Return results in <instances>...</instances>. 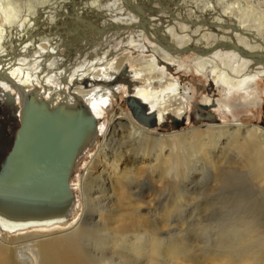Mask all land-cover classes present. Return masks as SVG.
I'll return each instance as SVG.
<instances>
[{
  "label": "bare ground",
  "instance_id": "1",
  "mask_svg": "<svg viewBox=\"0 0 264 264\" xmlns=\"http://www.w3.org/2000/svg\"><path fill=\"white\" fill-rule=\"evenodd\" d=\"M157 1L167 13L161 14L151 0H0V104L16 114L20 91L35 90L51 105L81 100L98 121L97 141L82 155L70 180L75 201L69 218L23 228L0 220V264H163L174 259L165 260L167 255L185 254L187 244L158 240V227L140 214L146 203L134 182L138 166L151 167V158L157 162L165 149L187 174L192 168L189 153L214 150L227 138L242 156V166L264 183L260 126L208 124L164 136L135 123L121 109L101 125L117 94L128 93L117 84L123 76L134 86L132 96L155 115L157 127L169 119L190 124L197 105L216 106L215 111L233 120L237 108L260 105L250 92L264 79V0ZM173 70L205 77L214 87L222 84L224 94L216 101L203 96L193 105L194 87L182 84ZM207 114L212 113L201 110L193 116ZM88 159L90 165L79 176V163ZM98 163L101 172L108 171L104 179L99 171L92 175V165ZM111 184L126 185L137 207L129 235L112 226L107 207ZM243 219L218 233V251H196L224 264H264L261 225L257 228L254 218ZM138 222L141 229H134Z\"/></svg>",
  "mask_w": 264,
  "mask_h": 264
},
{
  "label": "rangeland",
  "instance_id": "2",
  "mask_svg": "<svg viewBox=\"0 0 264 264\" xmlns=\"http://www.w3.org/2000/svg\"><path fill=\"white\" fill-rule=\"evenodd\" d=\"M151 1L153 6L155 5L156 8L160 7L159 9H162L161 14L167 13V11H163V7H161L157 0ZM154 1L157 2L155 3ZM196 1V4H198L199 1ZM142 2L144 3V1ZM188 2L193 3L195 0H188ZM143 3L142 6L147 8V5ZM164 4L168 5L166 2ZM261 9L264 10V8ZM185 61L191 63V59L187 58ZM171 72L182 78V84H189L194 87L196 99L193 105L199 104L203 96L216 101L224 94L222 84L214 87L209 79H205V77H201L200 75L192 74L191 76H185L182 72L178 73L176 70ZM117 84L122 86L123 90L126 89L128 93L117 94L116 98L112 100V109L101 120V125H104V127L109 122L113 113L119 109L129 114L131 119L135 123H138L126 105L127 97L130 93L132 95L134 89L131 80L128 79V76H123ZM263 92L264 79H261L256 86V90L250 92V97H253L260 105L254 108H247L245 106L237 108L234 111V120L232 117L227 119L224 114L215 111L216 106H212L207 111L203 110L204 113L210 112L215 115V120L211 122L196 121L197 117L193 116V113L201 111V109L197 110L193 108L192 120L188 125L185 123L175 126L171 119H169L164 122V126L145 128L154 130L157 135L164 136L183 133L193 129V127L203 129V125L208 124L242 123L244 125H257L264 129ZM0 106L5 109L2 110L0 108L1 150L3 142H7V130L11 127V123L7 119V111L10 108L4 107L2 104ZM2 131H5V133L3 134ZM82 133V129L76 131L77 137L82 138ZM125 140H123V143L126 142ZM217 145L219 146H216L214 150L213 148H205L197 154L186 151L189 153L188 157H190L187 164L193 168L187 174L184 173L186 170L181 169L182 166L179 167L181 163L176 162V155L172 152L170 155L168 149H165L160 154V159L157 162L153 160L154 157L151 158V167L146 163L144 165L139 164L140 166H138L141 171H139L137 176L135 175L134 182L138 184V188L136 189L143 192L141 199L146 203V205L140 206V214L145 215L158 227V232H156L158 240L168 242L176 239V244H187V252L185 254H178L175 257L167 255L165 260L174 259L170 260V263H166L165 261L163 264H224L214 259L212 254L205 255L201 251L196 250H200L201 248L211 250L214 247L212 251H218L216 249L219 246L217 245L218 233L225 229V226H229L235 221L244 220L243 218H254L253 220L257 221V228L261 225L259 229L264 232V183H257L258 181L251 176L250 169L242 166V156L230 145V141L227 138L220 139ZM110 146L112 147L113 144L110 143ZM109 147L106 149L108 150ZM91 151V155H95L97 148ZM168 154L170 155V160L167 164H164L168 160ZM1 157L0 154V159ZM88 160H85L83 165H81L82 162L79 163V176H82L87 166L90 165V159ZM162 161L163 165L160 167L159 164ZM210 163H214V165L211 166ZM92 167H95L92 170L93 176L100 174L102 179L107 177L108 171H103V174L99 163L96 166L92 165ZM118 187L117 184H111L110 187H107L109 191L108 197H110L107 207L113 219L112 226L114 228L117 227L118 231H121L124 235H129L131 225L132 227L135 225L134 217L136 216L135 211L137 207L129 195V188L126 185L125 188L119 187L118 189ZM136 189H132L131 192H135ZM76 211L75 217L77 218L82 211L81 204ZM140 224L138 222L134 229H141L139 227ZM166 246V244L163 245L164 248Z\"/></svg>",
  "mask_w": 264,
  "mask_h": 264
},
{
  "label": "water",
  "instance_id": "3",
  "mask_svg": "<svg viewBox=\"0 0 264 264\" xmlns=\"http://www.w3.org/2000/svg\"><path fill=\"white\" fill-rule=\"evenodd\" d=\"M126 105L140 125L157 127L155 115L137 98L127 97ZM19 108L16 114L7 111L11 127L0 150V220L21 228L65 221L75 201L70 180L82 155L97 141V118L81 100L51 105L35 90L20 91ZM198 120L211 122L215 115H198ZM171 121L175 126L185 123ZM81 129L79 138L76 131Z\"/></svg>",
  "mask_w": 264,
  "mask_h": 264
},
{
  "label": "flooded vegetation",
  "instance_id": "4",
  "mask_svg": "<svg viewBox=\"0 0 264 264\" xmlns=\"http://www.w3.org/2000/svg\"><path fill=\"white\" fill-rule=\"evenodd\" d=\"M7 107V106H6ZM0 108H1V106H0ZM2 110H5L4 108H1ZM13 108H10V110H12ZM15 109V108H14ZM197 110L199 109L198 108V106H197V108H196ZM203 111V110H202ZM195 113V112H194Z\"/></svg>",
  "mask_w": 264,
  "mask_h": 264
}]
</instances>
